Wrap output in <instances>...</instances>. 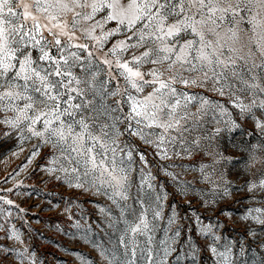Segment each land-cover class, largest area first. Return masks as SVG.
I'll list each match as a JSON object with an SVG mask.
<instances>
[{
  "label": "snow or ice",
  "instance_id": "6c2138e0",
  "mask_svg": "<svg viewBox=\"0 0 264 264\" xmlns=\"http://www.w3.org/2000/svg\"><path fill=\"white\" fill-rule=\"evenodd\" d=\"M247 123L262 139L233 188L221 140ZM0 136L28 145L22 169L39 158L50 179L107 202L73 225L102 264H198L204 250L211 264H264V0H0ZM161 174L178 195L211 185L209 203L246 192L249 242L198 215L189 228Z\"/></svg>",
  "mask_w": 264,
  "mask_h": 264
},
{
  "label": "rangeland",
  "instance_id": "374dc122",
  "mask_svg": "<svg viewBox=\"0 0 264 264\" xmlns=\"http://www.w3.org/2000/svg\"><path fill=\"white\" fill-rule=\"evenodd\" d=\"M245 130L253 131L251 123L243 124L240 130L226 134L221 140L223 155L235 161L229 163L225 160L221 168L226 172L233 188L241 187L249 178L244 170L248 155L245 149L249 143L256 144L262 139L254 131L251 136L244 134ZM17 143L14 137L0 136V195L14 202L11 207L0 203V208H10L11 212L10 216L7 213L0 215V224H6L8 229L15 228L20 235V241H17L7 239L5 233L0 231V264H31L29 259L21 261L16 256V250L24 251L25 248L32 253L31 260L36 264H102L91 245L76 238L80 233L73 225L81 217L89 222L101 219L97 205L107 202L102 197L50 179L46 172L35 167L37 163H45L39 158L22 169L21 166L26 163L28 145H25L24 151H20ZM14 152L18 154L14 155ZM201 162L210 161L204 157L203 161H197V165ZM184 163L188 161L185 160ZM175 171L179 172L180 169ZM197 175L198 172L188 171L183 178L192 180ZM160 179L168 184L169 201L178 206V211L184 216V223L189 228L198 225L195 220L198 215L204 224H220L222 227L216 229V232H222L227 242H249L244 223L239 219L248 206V201L243 199L246 192H233L218 203H209L212 199L211 185L194 183L187 195H178L167 177L161 174ZM8 189L12 191H7ZM189 200L191 204L188 203ZM20 209L24 211L21 212ZM70 216L72 219H69ZM93 228L96 229L95 224ZM93 235L98 237L103 233L96 229ZM6 249L13 251L7 252ZM202 255V260L198 257V264H211L206 250Z\"/></svg>",
  "mask_w": 264,
  "mask_h": 264
}]
</instances>
